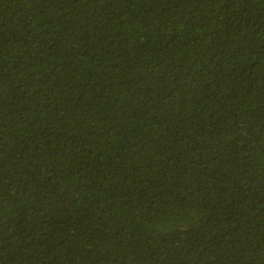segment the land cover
I'll return each instance as SVG.
<instances>
[{
  "label": "trees",
  "instance_id": "obj_1",
  "mask_svg": "<svg viewBox=\"0 0 264 264\" xmlns=\"http://www.w3.org/2000/svg\"><path fill=\"white\" fill-rule=\"evenodd\" d=\"M0 264H264V0H0Z\"/></svg>",
  "mask_w": 264,
  "mask_h": 264
}]
</instances>
